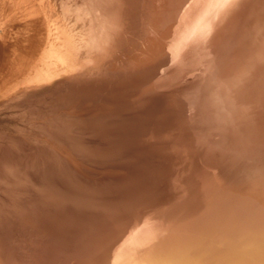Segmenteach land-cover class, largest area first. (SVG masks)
<instances>
[{
	"label": "bare ground",
	"instance_id": "6f19581e",
	"mask_svg": "<svg viewBox=\"0 0 264 264\" xmlns=\"http://www.w3.org/2000/svg\"><path fill=\"white\" fill-rule=\"evenodd\" d=\"M39 3L0 264H264V0Z\"/></svg>",
	"mask_w": 264,
	"mask_h": 264
},
{
	"label": "rangeland",
	"instance_id": "374dc122",
	"mask_svg": "<svg viewBox=\"0 0 264 264\" xmlns=\"http://www.w3.org/2000/svg\"><path fill=\"white\" fill-rule=\"evenodd\" d=\"M39 1L0 0V157L19 150L20 145L34 142L33 139L40 134L36 123L38 120L34 116L37 112L34 110L37 109L36 105L39 107L38 100L41 96L37 95L44 92V87L29 93L25 92L23 95L19 91L21 84L34 76V72L29 69L35 43L41 39L38 31H42V46L45 47L47 13L41 8ZM58 15L60 10L57 6L51 18L54 20ZM33 20L37 21L34 29L29 24ZM59 34L52 38L60 36ZM37 67L42 68L41 63ZM2 166L0 162V172L1 170L7 172L9 168L4 169ZM0 181L2 182V179ZM1 182L0 195L3 191ZM0 201L2 203L3 200Z\"/></svg>",
	"mask_w": 264,
	"mask_h": 264
}]
</instances>
